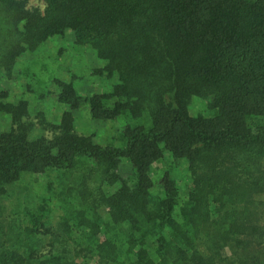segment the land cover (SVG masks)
I'll return each mask as SVG.
<instances>
[{
	"label": "trees",
	"instance_id": "1",
	"mask_svg": "<svg viewBox=\"0 0 264 264\" xmlns=\"http://www.w3.org/2000/svg\"><path fill=\"white\" fill-rule=\"evenodd\" d=\"M43 2L0 0V264H264V0ZM66 33L99 62L87 93L26 60ZM32 175L52 194L17 200Z\"/></svg>",
	"mask_w": 264,
	"mask_h": 264
},
{
	"label": "rangeland",
	"instance_id": "2",
	"mask_svg": "<svg viewBox=\"0 0 264 264\" xmlns=\"http://www.w3.org/2000/svg\"><path fill=\"white\" fill-rule=\"evenodd\" d=\"M26 2L27 6L30 8L36 7L42 9L44 7L43 0H26ZM29 59H32L31 61L35 59L37 60L36 62L38 64L33 66L36 68L35 71L44 79H48L52 76L56 79L66 81L68 79L69 70L75 72L84 78V80L77 83L76 86V88H80L82 93H87L91 89V77H88V73L91 69L99 65L95 54L91 50L81 48L76 49L72 47V36L69 33H66L63 37H55L51 39L40 49L35 57L28 56L26 58V60ZM21 85L23 86L21 82L2 83V87L11 90L15 97H19L22 92L21 90L24 89ZM51 106L52 105H50V108L48 109L44 107V103L32 102V100H30L31 115L26 121L27 123L29 122L33 124V129L29 132V138H37L38 136L50 138L52 136V132L48 126L44 124L40 125L38 123L40 122V116L37 115L39 112H45V118L47 121H50L52 118L51 116L58 112V109L53 110ZM200 108V101H192L190 106L191 114L194 115L200 110ZM75 114V130L78 134L93 136V140L100 145H105L115 140L118 134V126L115 123L91 121L85 111H79ZM14 127V124H12L8 118L0 117V133L7 132ZM164 165L165 163L162 162L158 167L163 168ZM120 173L122 175L131 174V167L128 162L123 161L121 163ZM45 182L46 179L42 176L32 175L23 178L21 183L13 189V191L17 193V200L24 195H28V193H31L33 196L43 193L52 194L51 192H47ZM12 199V203H16V201H14L15 198ZM7 206L8 208L11 207L9 201L7 202Z\"/></svg>",
	"mask_w": 264,
	"mask_h": 264
}]
</instances>
